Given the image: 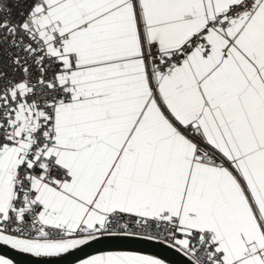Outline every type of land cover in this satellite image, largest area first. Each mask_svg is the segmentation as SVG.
Returning <instances> with one entry per match:
<instances>
[{
    "label": "snow or ice",
    "instance_id": "6c2138e0",
    "mask_svg": "<svg viewBox=\"0 0 264 264\" xmlns=\"http://www.w3.org/2000/svg\"><path fill=\"white\" fill-rule=\"evenodd\" d=\"M0 264H264V0H0Z\"/></svg>",
    "mask_w": 264,
    "mask_h": 264
},
{
    "label": "water",
    "instance_id": "95a60500",
    "mask_svg": "<svg viewBox=\"0 0 264 264\" xmlns=\"http://www.w3.org/2000/svg\"><path fill=\"white\" fill-rule=\"evenodd\" d=\"M152 251H159V249H152Z\"/></svg>",
    "mask_w": 264,
    "mask_h": 264
}]
</instances>
